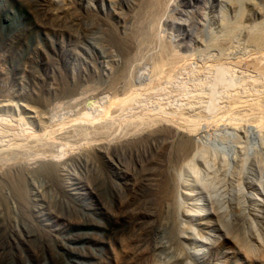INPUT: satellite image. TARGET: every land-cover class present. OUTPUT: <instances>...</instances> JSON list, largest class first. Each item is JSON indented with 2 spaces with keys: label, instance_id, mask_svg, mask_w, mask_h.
Wrapping results in <instances>:
<instances>
[{
  "label": "rangeland",
  "instance_id": "374dc122",
  "mask_svg": "<svg viewBox=\"0 0 264 264\" xmlns=\"http://www.w3.org/2000/svg\"><path fill=\"white\" fill-rule=\"evenodd\" d=\"M126 2L0 0V264H264V0H161L153 71Z\"/></svg>",
  "mask_w": 264,
  "mask_h": 264
},
{
  "label": "bare ground",
  "instance_id": "6f19581e",
  "mask_svg": "<svg viewBox=\"0 0 264 264\" xmlns=\"http://www.w3.org/2000/svg\"><path fill=\"white\" fill-rule=\"evenodd\" d=\"M129 2H126L127 3V9L129 10V11H132L133 13H135V23H134V25H133V28H131L130 29V35H127L126 33H124V36H122V37H120V36H117L116 35V30L113 28V27H115L114 25H110L109 23H108V20H104V21H107V23L109 24V26H110V28L112 29V31L110 32V34L108 35L109 36V38L110 39H112V38H116L117 39V41H119L118 43H119V46H123L125 43V38L126 37H128V36H131V38L133 39V42L132 43H134L135 44V46L137 47V52L136 53H139V54H142V51L143 50H146V52H148V50H153L152 49V47H154L156 50H157V52H155L154 53V57L156 56V60H158L157 62H156V66L154 67V69H152L151 71H153V70H155V69H159V66H161V64H163L164 63V59H165V61L166 60H168V58L166 59L165 58V56L169 53V52H167V50H163L162 49V45H159V44H157V45H155V40L154 39H156L157 38V35L155 34L157 31H156V29H157V27H156V25H158L157 24V19H158V13H161V11L160 10H162L164 7L163 6H165V5H162L163 4V2H161V0H142V2L140 3H134L133 2V4L131 5V3H130V0H128ZM163 1V0H162ZM123 4H124V2L123 1H121ZM126 7V6H125ZM163 7V8H162ZM162 8V9H161ZM101 10V9H100ZM98 11V13L101 15V16H103V15H107L106 17H110V16H108V13L107 12H104V11ZM160 11V12H159ZM160 16V15H159ZM107 19V18H106ZM110 19V18H109ZM159 23V22H158ZM261 23V25L260 26H256V27H254V28H250L248 31H249V33H256L257 32V30H262V28H264V20H263V22H260ZM259 25V24H258ZM155 27H156V29H155ZM238 26H234V25H226L225 23H223V25H222V33H221V35H217L218 37H216L214 40H216V41H219L220 43L221 42H226L227 40H229V39H231L232 37H234L236 34H235V30L237 29L238 30V28H237ZM239 29H240V27H239ZM244 29V28H243ZM156 31V32H155ZM221 32V31H220ZM263 32V31H262ZM235 34V35H234ZM263 34V33H262ZM234 35V36H233ZM252 38V37H251ZM127 39V38H126ZM255 39V38H254ZM128 40H130V39H128ZM221 40V41H220ZM257 40V39H256ZM255 40V41H256ZM261 40V39H260ZM251 41V40H250ZM249 41V42H250ZM254 41V42H255ZM130 42V41H129ZM129 42H128V45H129ZM157 42H158V40H157ZM227 42H229V41H227ZM248 42V43H249ZM253 42V40H252V42H250L249 43V45L250 46H252V48L253 49H257V48H259V50L261 49V48H263V44L262 43H260L259 44V42L257 43V41L254 43ZM115 43V42H114ZM131 43V42H130ZM247 43V44H248ZM252 43V44H251ZM123 44V45H122ZM161 44V43H160ZM213 44V43H212ZM215 44V43H214ZM259 44V45H258ZM262 44V45H261ZM126 45V44H125ZM217 45V44H216ZM248 45V46H249ZM118 47V46H117ZM125 47V46H124ZM124 47H123V49H124ZM134 47V46H133ZM119 48V47H118ZM131 48V47H130ZM163 48H164V46H163ZM218 48V47H217ZM125 50V49H124ZM219 50V49H218ZM263 50V49H262ZM127 51V50H126ZM252 51H254V50H252ZM256 51V50H255ZM264 51V50H263ZM145 51H143V53H144ZM151 52V51H150ZM257 52H259V51H257ZM256 52V53H257ZM126 53V52H125ZM264 53V52H263ZM136 55V54H135ZM145 55V54H144ZM147 55V54H146ZM151 55H152V53H151ZM151 55H149L150 56V60L151 59H153V57L151 56ZM139 56V55H138ZM169 56V61L172 63V66L174 65L173 63L174 62H176V60L179 58H177V56H174V54H169L168 55ZM261 56V55H260ZM259 56V57H260ZM147 57H148V55H147ZM164 57V58H163ZM254 57H256V56H254ZM136 58H137V55H136ZM143 58V57H142ZM158 58V59H157ZM258 58V57H257ZM261 58H263L264 59V54L262 55V57ZM260 58V59H261ZM140 59H141V57H140ZM262 59V60H263ZM136 60V59H135ZM134 60V61H135ZM179 60V59H178ZM177 60V61H178ZM256 60H258L259 61V59H256ZM255 60V61H256ZM153 61V60H152ZM136 62V61H135ZM138 62V61H137ZM154 62V63H155ZM260 62H261V60H260ZM139 63V62H138ZM150 63H151V61H150ZM153 63V62H152ZM149 64V63H148ZM170 64V63H169ZM144 65H145V62H144ZM143 65V66H144ZM151 65V64H150ZM155 65V64H154ZM176 65V64H175ZM261 65V64H260ZM140 66H141V63H140ZM152 66V65H151ZM164 66V65H163ZM170 66V65H169ZM259 66V65H258ZM162 67V66H161ZM161 67H160V69H161ZM257 66H255L254 68H256ZM260 67V66H259ZM263 67V66H262ZM140 68V67H139ZM143 68V67H142ZM170 68H172V67H170ZM258 68V67H257ZM222 69V68H221ZM149 70V69H148ZM147 70V71H148ZM225 70V69H224ZM257 70V69H256ZM252 71V70H251ZM259 71H261L260 73L262 74H264V70H262V68H258V70H257V72L259 73ZM253 72V71H252ZM136 73H137V71H136ZM256 73V72H255ZM259 73V74H260ZM254 74V73H253ZM255 75V74H254ZM256 75H258V74H256ZM259 76V75H258ZM257 76V77H258ZM261 77V75L259 76V78ZM141 79V78H140ZM256 108V107H255ZM252 110H255L254 108L252 109ZM242 114V113H241ZM251 125V124H250ZM259 127V126H258ZM202 147V146H201ZM212 148V147H211ZM210 148V149H211ZM201 150H202V152L204 151L203 149H196V153L194 154V157H195V155H200L201 156ZM207 150V149H206ZM204 153V152H203ZM250 153V152H249ZM248 153V154H249ZM205 156V155H204ZM202 157V156H201ZM245 157V156H244ZM171 159V158H170ZM169 158H168V160H170ZM167 160V161H168ZM54 166L53 167H51V172L53 173H56V174H59L60 172H61V167H60V165H59V163H54L53 164ZM31 169V168H30ZM238 173V172H237ZM171 174V173H170ZM167 175H169L168 173H167ZM60 176V175H59ZM171 176H172V178L174 179V181H175V183H176V185L178 184V172L177 171H174V174H171ZM23 177V176H22ZM167 177V176H166ZM4 179V178H3ZM166 180H168V179H166ZM170 180V179H169ZM66 180H64V182H65ZM168 182V181H167ZM166 183V182H165ZM168 183H166L165 185H164V187H165V191L166 192H168V188H169V186L167 185ZM17 185H19V184H17ZM15 187V186H14ZM15 189H16V187H15ZM18 190V189H17ZM62 190V189H61ZM21 194V193H20ZM169 195H170V197H171V193H169ZM166 196V195H165ZM172 198V197H171ZM166 200L167 199H169V196H168V193H167V196H166V198H165ZM178 206L181 208V210H179V215H180V217L181 216H183V213H185V214H189V219H190V221H193L195 218H196V216L197 215H200V213L197 211V210H194L193 212L190 210H188V209H185V207L181 204V201H180V199H178ZM187 208V207H186ZM195 208V207H194ZM177 223H178V225H177V227L179 228V229H182V228H184L185 229V223H184V221H182V218H178L177 217ZM176 229V228H175ZM187 232H188V234H189V237H191V234L190 233H192V227L190 226V230L189 229H187ZM204 236V235H203ZM205 237V236H204ZM203 239V238H202ZM202 241V240H201ZM199 242H200V240H199ZM198 244V243H197ZM194 245H195V243H194ZM196 246V245H195ZM190 253H191V258H192V260H194L195 259V249L192 251V250H190L189 251ZM197 253V252H196Z\"/></svg>",
  "mask_w": 264,
  "mask_h": 264
}]
</instances>
